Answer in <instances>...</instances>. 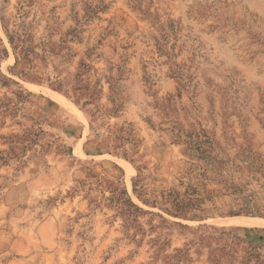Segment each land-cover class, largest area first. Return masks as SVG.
<instances>
[{
  "label": "rangeland",
  "instance_id": "rangeland-1",
  "mask_svg": "<svg viewBox=\"0 0 264 264\" xmlns=\"http://www.w3.org/2000/svg\"><path fill=\"white\" fill-rule=\"evenodd\" d=\"M2 49L0 264H264V0H0Z\"/></svg>",
  "mask_w": 264,
  "mask_h": 264
},
{
  "label": "trees",
  "instance_id": "trees-1",
  "mask_svg": "<svg viewBox=\"0 0 264 264\" xmlns=\"http://www.w3.org/2000/svg\"><path fill=\"white\" fill-rule=\"evenodd\" d=\"M8 39H9V42L12 44L13 43L12 38L10 36H8ZM0 54L2 56L6 55V50L5 49L0 50Z\"/></svg>",
  "mask_w": 264,
  "mask_h": 264
}]
</instances>
